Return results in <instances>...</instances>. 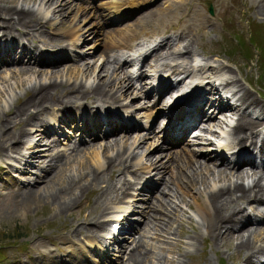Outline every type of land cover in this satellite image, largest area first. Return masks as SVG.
I'll return each instance as SVG.
<instances>
[{
    "label": "rangeland",
    "instance_id": "rangeland-1",
    "mask_svg": "<svg viewBox=\"0 0 264 264\" xmlns=\"http://www.w3.org/2000/svg\"><path fill=\"white\" fill-rule=\"evenodd\" d=\"M103 1L105 0H56L52 5L48 6V9L46 8L47 6L42 7L40 13H38L39 15L37 14V17H39V19L41 18L40 26H42L40 27V30H44L42 33L48 34V36L55 35L62 38L59 42H52L53 45L63 44L61 48L59 46L54 47L55 49L53 53H57L58 55L68 54L73 58H63L61 62H59V66H57L61 67V71L55 72L54 75H47L48 73H42L40 76H36V73H27L25 71H21V73L19 72L20 74H14V72H12L13 69H15L16 71L19 66H2L3 69L1 68L0 70V121L7 118L5 112L9 109V107H15L25 99H28V96L31 94V92L28 91V88L32 84H35V82H37L35 84L37 86L38 83L42 82L43 80V84L46 86L48 94L55 92L63 93V91L67 88H70L71 85L73 90L76 87L82 88L84 84L90 85L96 72H98L101 77H104L106 75V70L102 69L104 61L103 53H107V58L111 60V57L114 55V52L117 49L124 48L126 46L130 47L134 43H136L134 45L138 46L141 43L152 40L153 36L159 35L160 33L164 32L165 34L167 32L172 33L174 35L170 38L172 40L177 36H175L177 29H173V27L175 26L181 29H184L186 27V29L190 30L193 33L197 40L193 41V44L194 42H196L194 45L192 44L193 48L191 51L193 52V55L189 56V53L184 54L183 52L180 54L183 55L182 57H177L178 61H180L177 63V67L180 70L181 66L187 67L188 64H190V66L192 67L193 65L195 66V64H197L195 67H192V69L194 68L195 73L193 74V76H197L199 77V79H201L204 75V71L203 69L196 70V68H198V64H202V62H212L214 65L217 64L219 69L217 70V72H211L209 76V79H211V81L213 80L212 83L218 82L217 77L226 78L228 74L234 75V77L237 79L236 82H239L240 85L244 87L245 94L252 97L254 96L259 105L264 108V75H262L263 71H260L262 68L264 69V66L261 67V65L263 64L257 61V50H254L253 47H251L248 48L247 51H242L241 47L247 46V39L249 35H252L254 37L255 35L253 34L255 32L259 37L258 40L261 41V48L264 52L263 0H152V2L150 3L146 2V4L141 9L135 10L134 14L129 18L127 17L121 20L117 18V21L114 24H111L109 21H105V19L103 21H101V18L99 19L100 14L102 17V14H106V10L108 9L106 7L109 4L108 1L106 2V4H104ZM84 2H89V6L91 7H85L86 3ZM208 2L212 7L211 14L207 12ZM0 4H11L16 6L22 5L24 7L35 8L39 4V1L1 0ZM70 4H72V6ZM34 5L35 7H33ZM155 6H159V10L153 15L154 17L152 16V14L144 16L147 10L153 9ZM256 12L258 14H256ZM177 18L179 19L177 20ZM181 18L182 22L180 23ZM141 24V27L144 28L134 37V39L128 37L124 42L121 41V44H124L125 46L120 48L115 47V45H117L116 40L118 38V34H123L125 33L123 31H125L127 28H132L135 25L138 27ZM198 24L202 25V28H200L201 30H198L195 27ZM78 26L79 28H81L79 29L80 31L78 30L79 40L76 41L74 39H70L69 41L68 32L74 29V27L78 28ZM39 38L40 37L24 38V36L22 35L19 36V39L21 41L25 42V39H27V45H30L32 47L36 46L38 49L48 48L47 43H45L46 46H43V43H41V45L39 44L40 40H43ZM74 41L78 42V46L73 48L77 50L75 51L77 53H74V51L72 50H67V42L68 44H71ZM256 43L260 46L257 41ZM106 45L107 47L105 48ZM108 45L111 48H109ZM177 47H179V45H174L171 49H176ZM105 49L106 52H104ZM156 50L158 52H161V59H163L165 55L163 54V50L161 51V48L159 47ZM242 52H247L249 54L253 52V55L250 56V58H245ZM167 55V58H176L174 57L175 54ZM152 57L153 56L150 55V58H147L146 61L150 62ZM155 61L157 62L160 60ZM117 62H119L118 59ZM117 62L114 61L112 62V64L114 63L113 65H116ZM76 65L78 66V68L74 69L75 71L72 70L74 72H70L71 68ZM31 66H38L39 69H42L45 72H48L49 69L56 68L55 66L52 67L48 65H36L32 63L30 67ZM87 71L91 73H87ZM116 75L120 76L119 70L116 71ZM3 77L6 78L7 81H4L2 79ZM15 78L16 80H14ZM199 79H195V81H199ZM44 80L46 82H48V80L55 81L53 84H45ZM230 84L231 86H229L228 89L234 87L233 83ZM130 86L127 85V91L125 90L126 93L122 92L124 91L123 88L116 90L117 94L119 92L121 93L116 101L110 102L106 100H98L102 102V104L101 102H99V105L103 108L104 104L106 102H109L113 103L112 105L115 108L117 107L116 102H125L126 104L132 103L133 105H131L130 107H132L133 109L134 107L138 108L140 104H144L148 107L150 104L147 105V103H145V101H147V98H143L144 96L140 93V91H138L137 88H134L131 84ZM137 95L138 97L136 98ZM131 97L133 99H131ZM92 98L93 97L91 96H84L83 98H78L76 101L78 102V104H81L84 107H91L94 105L93 101L90 102V99ZM126 107L130 109L129 106L126 105ZM78 109L79 110H76V115L81 116L82 110L81 108ZM42 113H44V111ZM148 113L149 111L142 109L141 114H138L142 116L143 122H145V118H147ZM252 118L255 119V117ZM76 119H74L76 121V127L74 131L77 130V126L80 124L78 118ZM64 120V123L67 124V118H65ZM64 123L58 124V122H55V124H53V129L56 130L53 135L56 136L57 134L59 140L53 146H48L49 141H47L48 150H44L41 156L38 155L39 157H36L37 161H34V164L36 165H34L33 167L29 166L30 169L28 168V171H26L25 169H22V171L20 170L21 172L19 170H15V166H19L18 161L20 160L18 159L20 158V152H26L27 150V134L22 137L21 144H14L12 142H10V144L9 142H7L0 146V264H87L90 258L92 259L93 257H97L96 260H99L98 257L102 256L100 253H97V255H95L93 252H89V248L94 247L96 245L95 243L97 242L96 240L92 239L90 235L84 234L88 232L91 227L96 228L95 226L90 225V222L88 220L91 216L94 217L95 215L96 217L100 211H103L100 219H102V217L103 219H105L106 215L112 213L114 207H111V204L116 201V198H113L112 194H115L116 191L118 196V192H120L121 189L125 187L122 186V184L125 185L126 181H131L132 179H134V173L132 172L133 167H131V164V166L128 167L125 171L122 164L116 165L114 168H121L123 170L122 174L120 175L117 174L118 172L116 169L110 172L109 165H106L105 162L103 163L106 155L105 157L104 155L98 157V160L102 161H98L99 164L96 165L93 162L94 158L92 156L93 153L91 148H95L96 146L98 147L99 144H104L105 142L106 146H102L103 148L108 147V153L115 150V147H111L115 144V142H112L113 139H110V137L107 139L109 141L98 140L100 141L99 143L96 140L94 141L95 143L90 144L91 146L87 145L85 148H83V145H79L77 147H81L80 149H82V151L80 150V152L77 153L78 156H76L77 154L71 155L73 154L71 153L72 150L69 151L68 147L73 142L69 141L68 143H65L63 140V138L67 134L68 129L70 130V128L68 127L71 126H68L66 124L64 125ZM220 124L222 123L220 122ZM220 126L213 125V128H218ZM36 127L37 125L31 123L26 125V128L30 130L29 135L32 138L39 137L44 140V137H41L43 135L40 134V130H38V128ZM12 128H14L13 125L8 124L5 131H11ZM36 130L38 131L37 133H39L38 137L37 133L35 134ZM134 131L140 134L141 139L136 137L134 138V136L128 137V140L116 138L117 143L127 141L126 144L128 147L124 148L123 156L128 154L130 150L134 151L135 148L140 151L137 157L134 156V158H132V162L136 158V161L140 162L139 157L152 158V154H154V157L157 156V154L161 153V151L167 150L163 147H161L162 149L153 150V146H155L156 143L153 141L152 135L144 134L146 130L137 129ZM205 133L209 134L208 132ZM117 136L119 137L121 135L117 134ZM252 137H255V135ZM136 139L139 140L137 141ZM231 139L232 134L231 136H228V140ZM142 140L145 143H143ZM135 141L136 143L134 144ZM9 145H13L18 149H15L14 147L9 148ZM38 146L44 147V144H39ZM99 147H101V145H99ZM28 151L29 150H27V153ZM46 152L50 154H56L57 156L58 154H62L60 155V159L62 160L60 161L59 159L60 164H55V168L52 162H50L51 164H46V160L43 158L45 157L43 155ZM142 153L145 154V156ZM196 155L198 156L197 153ZM65 156L67 158H65ZM45 158L48 159V157ZM116 161L118 162V160L114 161L115 164L117 163ZM184 164L185 165H183L182 167H188L192 163H188L187 161H185ZM28 165L30 164H23L24 167H27ZM61 167L64 169H62ZM90 168L94 169L97 174H101V182L100 180L96 182L94 188H89L90 182H88L89 186L86 187V190H84L82 193H79L77 185L83 184L84 175L87 176V169ZM52 171H55V175L57 174L56 177L55 175L51 176L53 174ZM163 173L165 175L163 177V180H165L167 173L166 170ZM114 174L117 175V180L114 179ZM46 177H48L47 180ZM255 177L256 175L251 173L248 176H243L241 181L244 184H251L250 180ZM184 181H186L185 178H183L182 186L184 185L183 188L185 190L187 189V191H184V193L181 192V195L180 192L178 193V191L176 190L175 185H171L170 183L168 184L171 186V190L173 189V192H171L173 196H169L170 193H168V190L166 191V187L164 186V184H162V187L160 184L158 189H154L152 191V194L154 195L155 193L156 196L154 195L151 200L152 202L150 201L149 208L144 215L143 224H141L142 232L139 236L140 238L135 242V244L137 243L139 248V252L136 257L139 262L137 264H233L235 263V260L237 262H241L240 258L242 257V252L234 249L235 237H230L228 235L221 237L217 234L214 235V241H212L210 236H208L207 228H205V226L202 224L203 217L198 210V207L203 205L204 192H198V190H195L192 187H186ZM43 182H45L46 185H44ZM179 182L181 181L179 180ZM212 183H214L213 186H218V184H222V181H215ZM216 183L218 184L216 185ZM195 186H198V184H195ZM26 187L31 189L39 188V190L37 189V191H42L45 194L52 192V195H46L45 198V196L41 194L38 196V199L36 198V200L30 201L27 206H24L26 204L19 199L18 192L20 191V189H26ZM127 189L130 190V187H128ZM110 190L113 193H111ZM162 190H165V192H163ZM72 191L75 194L77 192L76 198H79H75V203H73L68 210H58L57 200L67 198V194L73 193ZM100 192L103 196L105 195L104 200L98 199V195ZM173 193H175L176 195H174ZM53 194H55L56 196ZM169 197L171 201H169ZM172 197H174L175 201ZM177 197H180L181 199ZM161 200L163 201V203ZM99 201L100 203L94 206L93 203ZM150 205H152L153 208ZM165 205L168 207H166ZM105 206L106 208L104 209ZM175 208H178V210H176ZM160 216L162 217V219H160ZM69 221H71L72 223ZM107 221H111V219H107ZM165 223H167L168 225ZM10 233H13L12 236H15V234L18 235L19 233L21 235L15 240L8 237ZM101 233L103 232L101 228H99L97 230V235L99 234L97 236L98 240L102 239ZM233 234L235 235V233ZM135 244L129 243L125 250L133 247ZM216 244L217 246H215ZM141 246H143V248ZM142 250L145 254L143 261L142 258H138ZM111 252H113V250ZM124 256L126 257V253L124 254ZM149 259H151L152 261Z\"/></svg>",
    "mask_w": 264,
    "mask_h": 264
},
{
    "label": "bare ground",
    "instance_id": "bare-ground-1",
    "mask_svg": "<svg viewBox=\"0 0 264 264\" xmlns=\"http://www.w3.org/2000/svg\"><path fill=\"white\" fill-rule=\"evenodd\" d=\"M21 1H23V0H21ZM37 1H39V4L37 5V7H35V5H34L33 7H35V8L24 7L22 5L21 6H16V5H11V4H7V5H5V4L1 5L0 4V41H3V38H7V39H10V40H15L16 41L17 38H19V36L22 35V36H24V38H30V37L37 38V37H40L43 40H40L39 44L41 45V43H43V46H46L45 43H47L48 48L49 47L52 48L54 46H62L61 44H59V45H53L52 44V42L56 43V42L61 41L62 38L60 36H55V35L48 36V34L42 33L44 30L43 31L40 30V27L42 26V25L40 26V24H41V20L40 19L41 18L39 19V17H37V14L40 13V10L42 9V7L47 6L46 8L48 9V6L52 5L54 3V1H56V0H37ZM141 2H142V0H123V1L122 0H113L108 5V7L106 6L108 8L107 16L110 17V18H116V17H118L120 15V12L122 10V9H120L121 6H123L125 4H129L131 7H137V6H139L141 4ZM258 2H260V1H258ZM70 5L72 6V4H70ZM158 10H159V6H157V7L155 6L153 9L147 10L145 12L144 16L151 15V14L153 16ZM256 14H258V13L256 12ZM93 15H94V13H93ZM100 18L101 17H99V19ZM144 18H146V17H144ZM143 19H142V21H143ZM141 26H142V24L139 25L138 27L135 25L132 28H127V30L123 31L125 33L118 34V38L116 40L117 41L116 42V44H117L116 46H118V47L125 46L124 44H121V41L124 42L125 40H127L126 38H128L129 36L132 37V36L138 34L144 28V27H141ZM75 27H74V29H72V30H70L68 32V37H70L69 41H70V39L77 40L78 37H79V35L77 33H78V30L81 29V28H79V26H78V28H75ZM195 27L199 30L200 28H202V25L198 24ZM111 34H115V33H111ZM168 39H169L168 36H162L160 38V41L155 42L154 45L160 46L161 42H164L163 44L165 45V44H167V40ZM26 40L27 39H25V42H26ZM194 40H196V38H195V36L193 35V33L190 30H188V29H186L185 31L182 30V34L180 35V37L178 39L174 40L171 43V44H174V45H177V46L179 45V47H177L176 49H166L165 50L166 56L168 57L167 54H175L174 57H179V56L182 57L183 55H180V54L183 53V52H184V54H188L189 53V56L193 55V52L191 50L193 48L192 44H193ZM128 42H127V44H128ZM195 43L196 42H194V44ZM71 44H72V46L75 45L74 47H77L75 41L73 43H71ZM71 44H69V45H71ZM154 45H152V47H154ZM164 45H162V46H164ZM140 46L142 47V46H144V44H140ZM106 47H107V45L105 46V48ZM109 48H111V47L109 46ZM144 49L145 48H143L142 51H144ZM154 49L155 48L151 49V51L149 52L150 55L153 52H155ZM9 50L14 52V44H10L3 51L6 54V53L9 52ZM36 50L37 49H36L35 46H34L33 51L32 50L30 51V50H28L26 48V45H22L20 47V49L17 52H15V54H16L15 56H13V57H9L8 56L6 58H2L0 56V67H1V65H10L11 66V63H12L14 66L15 65L19 66V68L16 71H15V69H13L12 72H14V74L15 73H19V72L21 73V71H25L27 73L28 72L36 73V76H40L42 73H45V74L48 73L47 75H52V74L54 75L55 72L61 71L60 70L61 67H57L60 64V63H58V60H53L52 62H49V63L47 62L46 63V62L42 61V58L40 56H38L37 53L34 52ZM123 51H121V52H123ZM104 52H106V49L104 50ZM142 54H143L142 52L139 53L140 56ZM103 55H104V61H103L102 69L106 70V73L104 72L106 75L104 77L103 76L101 77V75L98 72H96L95 76H93L94 78H93V80H92L90 85L84 84L82 88H77L76 87L74 90L72 89V85H71V87L65 89L63 91V93H60V92L56 93L55 92L56 94L55 93L48 94L47 93L48 90L46 89V86L43 84V80H42V82L38 83L37 86L35 85L37 82H35V84H32L28 88L29 89L28 91H30L32 95L30 94L29 95L30 97L28 96V99H25L21 103L17 104L15 107H9V109L6 110V112H5V115H7V118L0 121V146H2L3 144H5L7 142H9V143L12 142L14 144L15 143L16 144H21L22 143V137L25 134L28 135L29 132H30V130L28 128H26V125L29 124V123L37 125L38 129L40 130L39 131L40 134L43 135L44 134V132H43L44 128H42V126H45V123H46V121H45L46 117L45 116L47 114H50L51 112H55V114H56V112H57L56 110L64 109L66 107V105H67V117H69L70 113H68V112H69L71 106L77 107L78 102L76 100L78 98H83L84 96H91L93 98L90 99V102L96 101V100H103L104 101L105 99L111 100V101L114 102V101H116L118 99V96H120V94H121L119 91H118L119 93L117 94L116 90H118L120 88L121 89L123 88L124 91H122V92L126 93L125 90L127 91V88H126L127 87V82H125V79H127L128 77L127 76L125 77L124 75L117 76L116 75V71L118 70L120 65L119 64L118 65H113L114 63L112 64V62L115 61L114 57H111V60H109L107 58V53H103ZM160 56H161V53H157V54L153 55V57H154L153 59L157 60V58H159ZM24 58H25V60H24ZM188 59H190V58H188ZM184 60H185V58H184ZM31 63L32 64H36V65L41 64V63L48 64V66H52V67L55 66L56 68L55 69H49V70L47 69L48 72H45L42 69H39L38 66L37 67L36 66H31L30 67ZM161 64L163 66H166V68H169L170 71H171V68H172L171 72H174L176 70H178V72H182L183 71V73H184L183 77H186L187 75L192 76L194 74V68L192 69V67H195L197 65V64H195V66L193 65L192 67L190 66V64H188L187 67L181 66L180 67L181 70H180L179 68L176 67V65H177L176 61L174 63H171V62L169 63V62H163L162 61ZM197 67L198 68H196V70L197 69H203L204 77H209L210 76L209 73L217 72V70L219 69L217 64L214 65L213 63H208V62L207 63L198 64ZM76 68H78L77 65L74 66L73 68H71L70 72L72 70L76 69ZM4 70H5V68H4ZM74 71H72V72H74ZM87 73H91V72L87 71ZM225 74H227V73H225ZM81 75H83V74H81ZM92 75H93V73H92ZM26 76H28V75H26ZM0 77H1V73H0ZM113 78H114V80H113ZM2 79L4 81H7V79L4 78V77ZM218 79L221 82H223L224 84L233 83L234 87L232 89H230V92H229V94H227V96L232 97L234 99L235 103H227L225 100L221 99L220 101H216V103L213 106L214 109H212L211 111L221 110V109L225 108V109H227L226 111H229L232 114H236L234 123L232 125L230 124V122L228 123V131H227V133L230 132L232 134V141L231 142H233V143H242L243 144L246 139H248L249 142H251L253 134L254 135H256L258 133L262 134L264 132V126H263V121H261L260 119H252V117H249L247 112H246L245 107L249 106V105L258 106V109H260L261 112H264V108H262L259 105V103L256 101V98H254V96L252 97V96H249V95L245 94L244 87L242 85H240L239 82L238 83L236 82L237 79L234 77V75H231V74L229 75L228 74V76L226 78L225 77L224 78H220L219 77ZM14 80H16V78ZM54 81L55 80H48V82L45 81L44 83L45 84H53ZM59 82H61V81H59ZM23 84H24V81H23ZM192 88L193 87H191L186 92L184 91L183 94H182L183 95L182 98L183 99L186 98L188 100V104L189 105L195 104V106H196V103L198 104L199 102L196 100V97L193 95L196 91H193L191 93ZM52 89H53V87H52ZM208 91H211V87L208 88ZM210 103H213V101H210ZM101 104H102V102H101ZM96 106H97V104H96ZM90 108L92 109L93 107H90ZM64 110H66V109H64ZM43 111H44V113H42ZM195 112H196V110H195ZM200 112L204 116L203 117V127H208V126L211 127L210 123H209V118H208V117L211 116V113L210 112H206L204 104H202L200 106ZM223 112H224V110L220 111V113H223ZM114 115H115V113H113L111 111L109 112L107 110H104V113H102L100 118H98V117L94 118V122L92 124H90V126H88L87 128H81L82 125H80L79 130H81V129L82 130L78 131V133L77 132L74 133V131L71 132L68 129L67 134H66L67 141H71V139L77 138L80 133L84 134L86 132H91L93 130H98V129H102V128H104L103 129L104 133L101 136H103L106 133H109V134L113 133V131L116 130L117 128H124L126 126V129H130L131 127H133L134 123H132V122L129 123L128 125H125V124H127L126 123L127 120L124 119L123 117H122L123 120H121L120 122H116L115 119L107 120L106 118H103V117H112ZM60 118L63 119V116L60 115ZM204 118H206V120ZM84 119H85V117L82 118V120H84ZM101 119H105V120H101ZM56 120H57V118L55 116L53 121L52 122L50 121V122L52 124H55L54 122ZM87 120H91V117L87 118ZM194 121H195V119L193 117L189 124H187L188 121L183 123L182 125L178 126V128L173 130L171 132V134L172 133H176L174 135V138L175 137L177 138V136H181L184 131L188 130V128L190 127L189 125L193 124ZM211 121L213 122L214 120H211ZM215 122H217V121L215 120ZM8 124L13 125V127H14V128H12L11 131L10 130L5 131V129H6ZM215 128L214 129L212 128V130H216ZM46 131H48V128H46ZM123 131L126 132L127 130H123ZM86 134H88V133H86ZM125 136L126 137H123V138L120 137V139L125 140L129 136V133H127ZM105 139H108V138H104V139H102V141H104ZM140 139H141V137H140ZM107 141H109V140H107ZM187 141H188V137H187L186 142ZM112 142H115V144H117V145L114 144V145L111 146V147H115L114 148L115 150L111 151L110 153L107 152L108 147L107 148L106 147L103 148V146H102V145H105V142H104V144L103 143L99 144V145H101V147H99V145H98V147L96 146L95 148H91L92 153H93L92 156L94 158L93 162L96 165L99 164L98 161H100V160H98L99 159L98 157L99 156H103V155L105 157V155H106V158L104 159L103 163L105 162L106 165H109V171L110 172L112 170L116 169L117 172H118L117 174L121 175L123 170L121 168H114L116 165H120V164L123 165V168H124L125 171L127 170L128 167L131 166V164L136 165V166L139 167V163L138 162H132V158H134V156L137 155V153L139 151L138 149H135L134 151L130 150V152L128 154L123 156L124 148L128 147L127 144H126L127 141L126 142H124V141L121 142L120 141L121 143H117L116 138H113ZM27 143H28V147H26V148L28 150H30V151L28 153L25 152V151L24 152H20V158L18 159V160H20V161H18L19 166H15L16 167L15 170H19V171L21 170L22 171V169H25L26 171H28L30 169V167H33L34 165H36V164H34V161L35 162L37 161L36 157H39V156L42 155V152H39V151L42 148H45L44 150H48V146H50V142H49L47 148L45 146L44 147H37L39 145V140H35V139L33 140L32 138H31V140L27 141ZM99 143H100V141H99ZM135 143H136V141L134 142V144ZM143 143H145V142L143 141ZM78 144H80V142H78ZM78 144H73V145L78 146ZM53 145H55V144H51V146H53ZM239 146L244 147L243 145H239ZM12 147L15 148V146L9 145V148H12ZM105 148H106V150H105ZM6 149H8V148H6ZM15 149H18V148L16 147ZM157 149H160V148L158 147ZM71 150H72L71 153H73V154L70 153L71 155L79 153L80 150L82 151V149H80L79 147H74V146L71 147ZM257 152H258V156L260 157V159L261 160L264 159V144H262L259 147ZM147 153H149V152H147ZM160 154L161 153L157 154L158 157L157 156L153 157L154 154H152V158L153 159L151 157H145L144 159H146L149 164L153 165L154 168H157L158 171L161 173L162 177H163V172H165V170H166V172H167L166 173V179L163 180V184L166 187V188L164 187L166 189V191L168 190V193H170L169 196L172 195L171 192H173L172 191L173 189L171 190V186L168 183H170L171 185H175V188L178 191V193L180 192V195H181V192L184 193V191H187V189L185 190L183 188L184 185L182 186L183 178H185V180H186V181H184V184H186L185 185L186 187H188V188L192 187L193 189L198 190V192L203 191L204 192L203 205L198 207V210H199V212L201 213V215L203 217L202 224L205 226V228H207L208 236H210L212 241H214V235H217V234L219 236H221V237L222 236H227V235L230 236V237H235L234 238L235 239L234 249H236L237 251H241L242 252V257L240 258L241 262H237L235 260V263H233V264H253L255 262L251 258L253 253L257 252L259 250H262L264 252V247L262 246V243H264V231L260 230V228H258V227H253V228L245 227L241 231H239L240 228H242V226L246 222H250V221H253V220L256 219L254 217H251V216L247 215V213H244L242 211V209H241L243 206H241L240 203L244 202L245 200H252L254 202H260L261 200L264 199V166L261 168L260 171H257L254 168H251V173H257V175H256L255 178L250 180L251 184H244L241 181L242 177L243 176H248L249 173L246 170H243L239 166H241L243 163H246V157L245 158H241V160L239 159L238 162L235 160L233 162V164H235L236 166H231L232 167L231 169H227L226 170L225 166L224 167H219V166H217V163H212L210 160H202V161H200V160L196 159L192 155V153L189 154V152L185 151V150H184V152L179 151L178 153H175V152L168 153L167 158L165 160H162L163 158L159 157ZM60 155H62V154H58V156H57L56 154H50V153L46 152L43 156L48 157V159L45 158V157H43V158L46 160V164H51L50 162H52V164L54 165V168H55V164H57V163L60 164V161L62 160V159H60ZM76 156H78V154ZM72 157H75V156H72ZM65 158H67V157L65 156ZM65 158H64V160H65ZM59 159H60V161H59ZM136 159L134 161H136ZM115 160H118V162L116 161L117 162L116 164L114 162ZM14 161H16V160H14ZM185 161H187L188 163H192V164H190V166H188V167L187 166L182 167L183 165H185L184 164ZM223 161H224V158L222 157L219 163L222 164L221 162H223ZM100 162H102V161H100ZM63 163H61V164H63ZM23 164H26V165L30 164V165H28L27 167H24ZM233 167H235V168L233 169ZM143 168H145V167H143ZM62 169H64V168H62ZM181 169H182V171H181ZM138 170L139 169L137 167H134L132 169L133 172H136ZM52 172H53V174L51 176H54L55 175V171H52ZM86 173H87V176L84 175V179H83L84 182L82 181L83 184L77 185L78 186L77 189H78L79 193H82L84 190H86V187L89 186L88 182H90V187L89 188H94L95 183L98 182L99 180L101 182V179H102L101 174H97L94 169H92V168L87 169ZM58 174H60V173H58ZM56 175H55V177H56ZM139 177H141V174L139 175ZM70 178H72V177H70ZM116 178H117V175L114 174V179H116ZM47 179H48V177H46V180ZM71 180H73V179H71ZM179 180L181 182H179ZM215 181L216 182L222 181V184L219 185L218 183H216V185L218 184V186H213L214 183H212V182H215ZM60 182H61V180H60ZM77 183H79V182H77ZM43 184L46 185L45 182H43ZM195 184H198V186H195ZM73 185H74V183H73ZM130 185H131V183L129 181H126L125 185L122 184V186H125V187L123 189H121L120 192H118L119 193L118 196H117V192L115 191V194H114L111 191L112 190L111 189L110 191H111V193H113L112 197L116 198V199H121L122 194L125 192L126 188L128 186H130ZM141 186H145V185L140 184L138 187L135 188L136 191H138V189ZM100 187H101V185H100ZM89 188H88V190H89ZM172 188H173V186H172ZM37 189L39 190V188H37ZM37 189H31V188H28V187H26V189H24V190L20 189V191L18 192V196H19V199L22 200L23 203L25 202L26 205H24V206H27V204L30 201L36 200V198L38 199V196L41 195V194L43 196H45V198H46V195L47 196H51L52 195V192L48 193V194H45L42 191H37ZM101 190H102V188H101ZM117 190H118V188H117ZM195 190H194V192H195ZM101 192L98 195V199L104 200L105 195L103 196ZM103 192H105V191H103ZM163 192H165V190ZM53 193H54V191H53ZM76 194H77V192H76ZM76 194L73 192L71 194H67V198H64V199H61V200H57V207H58L57 209L58 210H61V209H67L68 210L72 206V204L75 203ZM173 194L176 195L175 193H173ZM53 195H55V194H53ZM95 197H97V196H95ZM78 198H76V199H78ZM172 198L174 200V197H172ZM177 198H180V197H177ZM96 201H97V199H96ZM108 201H109V199H108ZM169 201H171L170 197H169ZM158 202H159V200H158ZM99 203H100V201L96 202V203H93V204H94V206H96ZM162 203H163V201H162ZM131 204H133L132 201H131L130 205ZM149 204H150V200L148 201L147 206H149ZM150 206L153 208L152 205H150ZM125 207L126 206H122V208H125ZM166 207H168V206H166ZM105 208H106V206L104 207V209ZM262 208L264 210V207H262ZM169 209H170V207H169ZM253 209H256L257 212L261 211V210H259L257 208V206H254ZM176 210H178V208ZM102 212L100 211L96 217L94 215V217L91 216L89 218L88 221L90 222V225H93L96 228L91 227L88 230V232H86L84 234H88L92 238H94L95 237L94 235L97 233V228H100V227L103 228L104 219H103V217H102V219H100V217L102 215ZM69 215H70V213H69ZM160 219H162L161 216H160ZM174 219H175V217H174ZM69 222H71V221H69ZM166 222H168V221H166ZM111 223H113V222H111ZM128 223H124V224H122V226L120 225V228H123V229H126V230H128V228L130 229V226L128 227V225H130V224H128ZM236 223H239V226ZM165 224H167V223H165ZM145 226H146V224H145ZM147 227H148V225H147ZM111 232L110 231H106L107 235H112ZM233 233H235V235ZM203 234H204V232H203ZM230 239H232V238H230ZM165 240H164V242H165ZM195 240H197V239H195ZM227 241H228V239H227ZM190 244H192V243H190ZM215 246H217V244ZM141 247L143 248V246H141ZM138 252H139L138 246L132 248L129 251V253H128L127 263H124V264H137V263H139L138 260L136 259L137 255H138ZM147 252H149V251H147ZM144 257H145V254H144V251L142 250V252H140L138 258H142V261H143ZM101 260L102 261H100V259L99 260L94 259V261H96L97 263L100 261L101 264H105L103 261H105L106 263L111 261V260H106V259H103V258H101ZM149 260H151V259H149ZM140 263H142V262H140ZM260 264H264V259L262 261H260Z\"/></svg>",
    "mask_w": 264,
    "mask_h": 264
},
{
    "label": "trees",
    "instance_id": "trees-1",
    "mask_svg": "<svg viewBox=\"0 0 264 264\" xmlns=\"http://www.w3.org/2000/svg\"><path fill=\"white\" fill-rule=\"evenodd\" d=\"M242 47V51H247V48L246 47H244V46H241ZM259 48V47H258ZM244 49V50H243ZM243 53V56H245V57H248L249 56V54L247 53V52H242ZM261 55L264 57V52L263 53H261ZM262 63L264 64V61H262ZM12 234L13 233H10L9 235H8V237L9 238H12V239H17L21 234L19 233L18 235L17 234H15V236H12Z\"/></svg>",
    "mask_w": 264,
    "mask_h": 264
}]
</instances>
